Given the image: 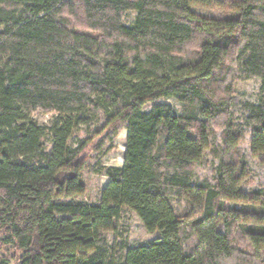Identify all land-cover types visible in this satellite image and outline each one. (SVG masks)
Listing matches in <instances>:
<instances>
[{
  "label": "trees",
  "instance_id": "1",
  "mask_svg": "<svg viewBox=\"0 0 264 264\" xmlns=\"http://www.w3.org/2000/svg\"><path fill=\"white\" fill-rule=\"evenodd\" d=\"M0 27V264H264L242 147L264 157V0H0ZM253 78L256 104L236 89ZM121 128L124 163L87 201L85 154ZM129 211L160 236L121 240Z\"/></svg>",
  "mask_w": 264,
  "mask_h": 264
},
{
  "label": "rangeland",
  "instance_id": "2",
  "mask_svg": "<svg viewBox=\"0 0 264 264\" xmlns=\"http://www.w3.org/2000/svg\"><path fill=\"white\" fill-rule=\"evenodd\" d=\"M198 12L214 14L218 10H210L207 8H196ZM136 17L135 11H128L125 14V22L127 25H132ZM1 28V27H0ZM260 87L261 80L258 78H253L249 80H244L236 83V89L239 92L241 98L252 104H256L260 98ZM163 101L169 102L174 106L176 112H180V103L173 98H166ZM151 106L148 108L150 109ZM101 118V117H100ZM36 119L41 125L48 126L51 125L53 115L51 113H45L42 115H36ZM97 123V124H96ZM102 123V120L97 122H92L91 125H82L79 126L73 133L70 144L76 145L77 142L81 139L90 138L94 142H97L99 138H95L94 130L99 128V125ZM250 138L251 135H246L242 143L245 155V163L249 167L250 174L252 177V183L248 189H262L264 191V157L262 156H253L250 148ZM44 143L48 150L51 149V136L47 133L44 137ZM113 146L107 149L102 155L97 153V150L89 148L85 154L87 157V169L84 171L82 176L83 183L86 185L87 192L85 199L87 201H95L98 199L100 191L104 188L109 182L110 177L107 175L106 169L108 167H121L124 163V152L126 149V130L121 128L117 134ZM210 160V158H209ZM217 162L212 161L210 164L211 168H216ZM196 182L201 181L204 175V170L202 167L199 168L196 173ZM124 229L121 232V240L126 241L129 246H137L141 244L149 243L160 236L159 232L150 233L147 231L143 225L140 218L136 213L129 211L126 219L124 220ZM125 224L127 225L125 228ZM108 239L111 241L113 238L112 233H108ZM5 251H1V254L4 256ZM2 261L6 258L1 259ZM8 264H18L14 259H7Z\"/></svg>",
  "mask_w": 264,
  "mask_h": 264
}]
</instances>
